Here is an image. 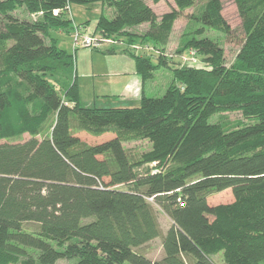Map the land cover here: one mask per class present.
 <instances>
[{
  "label": "trees",
  "instance_id": "obj_1",
  "mask_svg": "<svg viewBox=\"0 0 264 264\" xmlns=\"http://www.w3.org/2000/svg\"><path fill=\"white\" fill-rule=\"evenodd\" d=\"M106 1L114 17L101 15L96 33L121 37L147 24L146 34L126 37L157 50L166 47L178 11L195 4L173 0L178 11L160 20L143 0ZM84 2L0 1V140L31 136L0 143V264H18L25 248L39 253L38 264L72 258L77 264H212L210 255L219 252L226 264H263L264 0H234L244 40L230 66L222 46L197 30L185 49L196 51L203 67L175 68L162 97L142 95L140 107L131 109L82 106L72 82L74 56L50 35L71 31L66 7ZM19 6L44 17L20 21L13 16ZM55 10L60 13L52 17ZM221 12L220 0H210L201 24L230 33ZM132 56L144 84L168 65L159 56L158 63ZM234 112L254 123L232 129L211 122ZM50 115L52 127L39 140ZM74 120L115 137L88 145L73 134ZM139 139L151 143V151L129 153L124 142ZM123 185L129 189L117 188ZM225 190L232 191L233 203H208L212 192ZM157 209L172 221L164 234ZM27 222L40 225L38 236L22 232ZM157 238L162 260L135 251ZM69 242L63 251L56 247Z\"/></svg>",
  "mask_w": 264,
  "mask_h": 264
},
{
  "label": "rangeland",
  "instance_id": "obj_2",
  "mask_svg": "<svg viewBox=\"0 0 264 264\" xmlns=\"http://www.w3.org/2000/svg\"><path fill=\"white\" fill-rule=\"evenodd\" d=\"M83 1H86V3H71L69 5L70 10H66L64 16L70 17L72 14L75 21L77 23H82L81 26L85 28L86 31L90 34H92L94 28L97 27L98 20L101 17L102 12L106 18H113L114 8L111 7L106 0H88L89 2L87 0ZM143 1L148 6L154 9L160 20L164 15L168 13H171L172 11H178V8L173 0H162L157 4H155L153 0ZM209 3L210 0H195V4L192 8L186 9L183 12L178 11L179 15L172 26L168 43L162 50H157L152 45L141 43L143 46H149L150 49H148V51H145L141 48L142 45L140 43L130 42V39L126 37L127 34L131 36H141L142 34H146L150 29L149 25L147 24L129 30L127 29L126 31H124V33L126 34H123L121 37L114 35L113 37L106 38L99 33H94L96 34L97 38H101L102 40L106 39L104 41L107 42H104L102 48L100 50L78 48L76 53L74 49V40L72 37V33L70 34V31H68L67 28L60 30H51L50 35L56 40L58 49L74 56L73 73L71 74L72 82L74 80H76L77 82L81 105L87 108L131 109L140 107V104H135V102H131L127 105L119 104V102H117L118 100L125 99L122 96V85L124 83L123 79L112 77L110 75H108L107 77H93V71L96 72L100 68H108L110 64H112L113 68L115 69L116 67H118L127 71L132 70L134 66V57L132 56V54L135 56L152 57L154 63H158V56L166 59L168 65L156 69L154 71L152 79L144 84L146 94L149 97H162L166 90L174 82L175 68L183 65L203 67L202 57L198 53H196V55L194 56V59L196 61L190 62L188 60L193 58V56L190 54L191 49H185L187 42L191 40L196 35L197 30L200 29L204 30L203 37L210 38L218 42L222 46L225 52L226 64L230 66L234 62L244 40L241 19L239 17L234 0H220L222 6L221 14L225 22L230 27V33L226 34L221 28L218 27H204L200 22V18L204 14ZM34 15V13L31 14L27 12V10L22 6L17 7V9L13 13V16L20 21L29 20L35 22L34 18H37L36 21H39L44 17V15ZM52 17H54L53 14ZM88 26L90 27V30ZM2 29L3 22L2 18L0 17V32ZM106 48H114L111 50L113 51V53H108V51L106 52ZM117 48H123V50H121L122 52L116 53L118 51ZM109 60L112 61V63L109 62ZM129 78L130 80H132V76ZM10 88L15 90L16 86L12 84ZM21 92H24V88H20V93ZM25 95H28V91L26 89ZM12 119H14V116H12ZM218 121L226 123L227 126L232 129L241 128L254 123L252 120L244 118L238 112L216 115L211 119V122ZM53 122L54 117L50 115L48 120H46V122L42 125L40 134L37 136L39 140H41L49 133ZM72 129L73 134L76 137H79L81 141L87 143L88 145L100 144L115 137V133L110 131L96 134L88 126L82 125L77 120L73 121ZM30 138L31 136L29 133H23L22 135L17 137L3 138L0 140V143L25 142ZM124 147L131 154H143L150 152L152 149L151 143L144 139L133 141L126 140L124 142ZM117 188L121 190H128L129 186L123 185ZM233 202L234 197L231 190H225L223 192H212L208 197V203L212 206L230 204ZM156 213L162 232L164 234L172 225V221L163 211L157 209ZM89 221H91V219L85 220V222ZM22 232L38 236L40 233V225L35 222L24 223ZM69 244L70 242L67 243L63 248H59L58 246L56 247L63 251ZM71 244H76V241H71ZM24 250L26 252V255L20 258L18 264H25L26 262H28V260L34 262V264H38L39 253L31 248H25ZM135 251L139 254L144 255L151 261H160L164 258L162 238H157L139 248H136ZM210 260L212 264H226L223 252L211 254ZM77 262V258H72L60 260L56 264H77Z\"/></svg>",
  "mask_w": 264,
  "mask_h": 264
},
{
  "label": "crops",
  "instance_id": "obj_3",
  "mask_svg": "<svg viewBox=\"0 0 264 264\" xmlns=\"http://www.w3.org/2000/svg\"><path fill=\"white\" fill-rule=\"evenodd\" d=\"M102 15H103V12H102ZM71 18L73 20V24H72L73 28L75 26H80L82 24V23H77L75 21L74 17L72 16V14H71ZM89 30H90V27H89ZM71 31H70V34H71ZM87 33H89V32H87ZM93 33H96V28H94ZM112 49H114V48H106L105 51L106 52L107 51H111ZM121 50H123V48H119L116 53L122 52ZM109 62L112 63V61H110V60H109ZM108 75H110L112 77H118L119 79H123L124 80V83L122 85L123 86V88H122L123 95L122 96L125 99L124 100H118L117 102H119V104L127 105V104H130L131 102H135V104L136 103L140 104L142 95L148 96L146 94V91H145V85L143 83V80H142L141 76L139 75V73L137 72L135 60H134L133 69L130 70V71H127V70H124V69L118 68V67H116V69H115V68H113L112 64H110L108 66V68H100L96 72L93 71V77L94 78L101 77V76L107 77ZM131 76H132V80H130V78H129Z\"/></svg>",
  "mask_w": 264,
  "mask_h": 264
},
{
  "label": "built area",
  "instance_id": "obj_4",
  "mask_svg": "<svg viewBox=\"0 0 264 264\" xmlns=\"http://www.w3.org/2000/svg\"><path fill=\"white\" fill-rule=\"evenodd\" d=\"M66 10H70V6L68 5L66 7ZM60 13L59 10H55L53 12L54 16H58ZM42 12L35 14L34 16H42ZM37 18H34V20H36ZM72 37L74 40V49L75 52H77L78 48H90L93 50H100L104 44V41L106 39H101V38H97L96 34L92 33L89 34L87 33L86 29L83 28L81 25L80 26H75L72 30ZM141 47V46H140ZM139 48V47H138ZM142 49H144L145 51H148V49H150L148 46H142ZM190 54L193 56L192 59H189L188 61L190 62H195L196 60L194 59V56L196 55V51L191 50ZM149 202H153V198H148ZM180 206H184L183 204H180Z\"/></svg>",
  "mask_w": 264,
  "mask_h": 264
}]
</instances>
